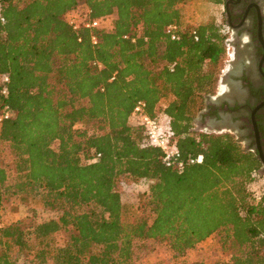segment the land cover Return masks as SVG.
I'll return each mask as SVG.
<instances>
[{
  "label": "trees",
  "instance_id": "obj_1",
  "mask_svg": "<svg viewBox=\"0 0 264 264\" xmlns=\"http://www.w3.org/2000/svg\"><path fill=\"white\" fill-rule=\"evenodd\" d=\"M193 1L3 0L0 79L9 81L7 95L0 82V109L15 116L0 124V264H134L149 242L177 264L216 237L224 254L216 264H264V176L254 175V155L231 133L195 130L229 41L224 14L187 24ZM81 7L113 17L96 46L67 22ZM139 100L170 118L184 158L203 162L179 172L142 147L130 120ZM142 179L151 183L140 212L119 185ZM20 206L32 217L5 223L4 210ZM39 211L54 215L37 219Z\"/></svg>",
  "mask_w": 264,
  "mask_h": 264
},
{
  "label": "flooded vegetation",
  "instance_id": "obj_2",
  "mask_svg": "<svg viewBox=\"0 0 264 264\" xmlns=\"http://www.w3.org/2000/svg\"><path fill=\"white\" fill-rule=\"evenodd\" d=\"M223 11L231 47L225 96L207 102L199 122L235 132L264 176V0H224Z\"/></svg>",
  "mask_w": 264,
  "mask_h": 264
},
{
  "label": "built area",
  "instance_id": "obj_3",
  "mask_svg": "<svg viewBox=\"0 0 264 264\" xmlns=\"http://www.w3.org/2000/svg\"><path fill=\"white\" fill-rule=\"evenodd\" d=\"M111 16H93L92 11L88 7H81L80 9L74 10L68 15V24L71 26L73 31L77 34L79 41L82 40V34L88 32L90 35L91 44L93 46L98 45V32L106 30L110 27ZM0 22H5V17L3 15V0H0ZM225 25L222 29L223 33L227 34ZM178 25L172 24L167 27L166 32L170 35L172 40L178 39ZM195 40H198L197 34L194 32ZM229 39V38H228ZM231 47L228 44L226 49V57H230ZM98 67H102L100 63H95ZM9 81L8 75H2L0 82L2 84V94H8V88L6 84ZM15 112L8 106L5 105L0 109V124L7 119L13 118ZM130 120L134 125L139 126L144 132V140L142 142V147H153L157 148L161 153V161L167 167L178 170L179 172L184 171V169L189 165L200 164L204 160L202 154L198 156H192L184 158L178 144L176 134L172 128L170 118L159 113L156 116H152L147 110V104L143 100H139L130 115ZM100 157L97 154L89 162H96ZM254 175L258 177H263L261 174L254 170ZM151 181L148 179H142L139 182H129L127 180H122L119 185L120 191L129 196L134 189H139L145 187V193L148 191Z\"/></svg>",
  "mask_w": 264,
  "mask_h": 264
},
{
  "label": "rangeland",
  "instance_id": "obj_4",
  "mask_svg": "<svg viewBox=\"0 0 264 264\" xmlns=\"http://www.w3.org/2000/svg\"><path fill=\"white\" fill-rule=\"evenodd\" d=\"M185 13V19L187 24L197 25L201 22L208 21L212 18H216L220 21L223 19V5H216L211 2H207L205 0H194L191 5L186 7L184 9ZM227 31L228 29L225 28ZM230 57H225L223 61L219 64V72H218V80L215 85V89L213 94L207 99V102H210L211 100H216L218 97H224L223 92H225L227 83L225 81V70L227 68L228 60ZM195 121V130L201 131V132H209L211 134H223L225 133L224 129L222 130H204L201 126V123L199 122V116L197 117ZM200 125V126H199ZM231 134H233L236 137V133L232 130H229ZM237 138V137H236ZM239 141V138H237ZM242 144L244 142H241ZM243 149L246 146L244 144L241 145ZM260 182H258L254 188H257ZM145 187H141L139 189H134L131 192V195L126 196V200L130 203H133L135 206H138L140 209L139 211H142V206L144 204L145 200ZM146 213H148V210L146 209ZM54 214L51 212H44L39 211L36 214L37 219H47L51 218ZM31 212L24 206H20L16 212L11 211L9 208L4 210L3 213V219L5 223H12L18 219H25V218H31ZM57 241L59 244H64L65 242V235L63 233H60L57 236ZM224 257V254L220 248V243L218 241V237L214 239L207 240L200 244L199 248L195 251H192L188 254L186 258L183 260H180L177 262V264H190L193 261L199 260L203 261L205 264H216L219 260H222ZM160 260H170V252L169 250L161 244L149 242L146 243V247H143L141 251L138 252V257L135 259L134 264H156ZM20 264H30L28 260L25 258L20 259ZM49 264H52L51 262ZM169 264H173L171 262Z\"/></svg>",
  "mask_w": 264,
  "mask_h": 264
},
{
  "label": "water",
  "instance_id": "obj_5",
  "mask_svg": "<svg viewBox=\"0 0 264 264\" xmlns=\"http://www.w3.org/2000/svg\"><path fill=\"white\" fill-rule=\"evenodd\" d=\"M197 131V130H196Z\"/></svg>",
  "mask_w": 264,
  "mask_h": 264
}]
</instances>
